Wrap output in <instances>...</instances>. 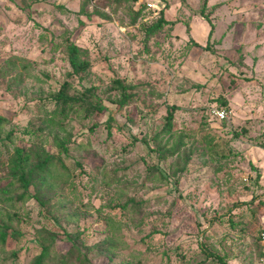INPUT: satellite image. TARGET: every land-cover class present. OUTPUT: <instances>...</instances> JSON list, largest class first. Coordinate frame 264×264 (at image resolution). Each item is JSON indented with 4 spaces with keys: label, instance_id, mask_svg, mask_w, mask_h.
Segmentation results:
<instances>
[{
    "label": "rangeland",
    "instance_id": "374dc122",
    "mask_svg": "<svg viewBox=\"0 0 264 264\" xmlns=\"http://www.w3.org/2000/svg\"><path fill=\"white\" fill-rule=\"evenodd\" d=\"M203 1L0 0V264H31L35 239L53 234L58 251L71 237L86 256L67 264H221L207 252L263 264L264 0L207 1L215 51L188 43H206ZM140 2L145 16L129 25ZM165 5L174 23L145 45L143 26ZM70 42L87 51L78 74ZM115 78L138 85L119 109ZM64 82L81 100L61 116L54 97ZM219 96L224 121L210 114ZM98 99L114 119L88 110ZM55 136L70 139L67 152ZM16 147L52 156L29 187L43 205L17 200Z\"/></svg>",
    "mask_w": 264,
    "mask_h": 264
},
{
    "label": "trees",
    "instance_id": "16d2710c",
    "mask_svg": "<svg viewBox=\"0 0 264 264\" xmlns=\"http://www.w3.org/2000/svg\"><path fill=\"white\" fill-rule=\"evenodd\" d=\"M131 1L133 3L141 1V0H126ZM208 0H204L202 4V8L200 11V15L206 19L207 23L209 24V30L207 33L206 43L205 45L200 44L195 39H193L191 36L188 39V43L192 46L199 47L202 50H209V51H215V49H212L210 47V38L213 33L214 24L213 22L206 16L204 13V8L207 4ZM147 6L146 2L139 3V7L135 9L134 11L131 10L133 13V16L130 19L129 25L136 24L137 20L144 17V11L143 9ZM59 9H65V7L62 4L56 5ZM166 5L163 6L161 9L158 10L157 15L158 17L149 25L143 26L144 30V44L147 45L149 39L155 35L158 31H160L165 25L173 24L174 21L167 19L164 15ZM83 7L81 8L82 11ZM186 31L189 32V27L186 26ZM67 51H68V62L70 64V67L72 71L70 74H78L82 71H85L89 68L90 63L86 59H81L80 57L87 53L86 49L74 42H70L67 44ZM114 88H116L120 93V98L115 101L117 109L125 105L127 102L131 101V99L134 97V92L136 91V88L138 85L136 84H129L124 83V81L120 78H115L113 80ZM67 83L64 82L61 84L60 89L58 91V94L54 97L55 102L60 106L58 110L59 114L61 116H65L67 114L68 110H74L75 105L81 100L77 97L71 96L67 94ZM88 93H91V89H86ZM217 100L220 102L219 105L213 104L211 107H218L223 108L227 111L226 106V99H224L222 96H219ZM90 109H88L90 112L96 111L101 112L103 110H108V119H114L115 117V110H113L110 107H107L106 105H103L101 100L98 99L97 103H88ZM178 108L175 104H170L167 106V114H166V129L169 130L171 128V121L174 118V112ZM228 113V112H227ZM218 119V118H217ZM228 119H219L221 121H224ZM3 122V117L0 116V125ZM109 128V127H108ZM91 129H94V125L91 126ZM235 134H237L235 132ZM69 138H60L58 136H55L54 142L55 146L59 148V151L61 152H67L69 149ZM255 144H257L260 147L264 148V141H257L255 140ZM51 155L49 153H44L41 151H35L31 152L29 150H25L22 147H16L14 150L13 156L9 160V167L11 169V176L15 178L19 182V186L23 189V191L19 194L17 199L19 201H24L27 198L35 197L36 200L41 203V205L44 204V199H38V196L34 193L32 194L29 190V187L31 185L38 186V183H41L43 181V171H46L47 165L50 162ZM25 198V199H23ZM262 227V225H261ZM261 227L259 229V232L261 230ZM3 227L0 226V239L1 242H5V235L6 231H3ZM65 235H69V233H65ZM69 239L66 240L70 245L68 249L65 251H58L57 250V240L56 236L53 234L49 238H44L42 241H38L35 239L36 242L39 243L40 251L35 256L34 260L31 264H49L48 260H52L53 258L58 259L63 264H67L70 262L73 258H77L78 260L83 257V259H86V256H83L81 254V251L76 247L75 243L72 241L71 237H68ZM259 241V237H258ZM260 245V242H259ZM261 248V245H260ZM110 249V246L106 244L101 250H104V253H106L107 250ZM262 251V248H261ZM208 257L216 258L221 264H227L221 257L218 255L207 252ZM262 259L264 264V252L262 251Z\"/></svg>",
    "mask_w": 264,
    "mask_h": 264
},
{
    "label": "built area",
    "instance_id": "2783aa9c",
    "mask_svg": "<svg viewBox=\"0 0 264 264\" xmlns=\"http://www.w3.org/2000/svg\"><path fill=\"white\" fill-rule=\"evenodd\" d=\"M210 114L218 119H225L228 117L227 111L223 108H218V107H211ZM259 242H260L262 251L264 252V220L262 222V227L259 232Z\"/></svg>",
    "mask_w": 264,
    "mask_h": 264
}]
</instances>
